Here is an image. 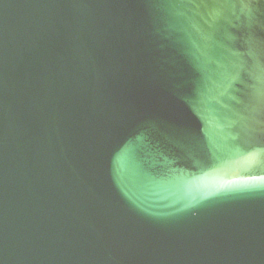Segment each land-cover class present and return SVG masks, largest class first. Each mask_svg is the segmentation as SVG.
I'll list each match as a JSON object with an SVG mask.
<instances>
[{"label": "water", "instance_id": "1", "mask_svg": "<svg viewBox=\"0 0 264 264\" xmlns=\"http://www.w3.org/2000/svg\"><path fill=\"white\" fill-rule=\"evenodd\" d=\"M0 264H264V0H0Z\"/></svg>", "mask_w": 264, "mask_h": 264}]
</instances>
